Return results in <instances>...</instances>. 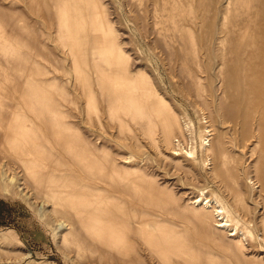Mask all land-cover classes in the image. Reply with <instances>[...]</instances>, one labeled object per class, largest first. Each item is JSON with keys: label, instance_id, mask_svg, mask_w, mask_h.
I'll return each mask as SVG.
<instances>
[{"label": "rangeland", "instance_id": "obj_1", "mask_svg": "<svg viewBox=\"0 0 264 264\" xmlns=\"http://www.w3.org/2000/svg\"><path fill=\"white\" fill-rule=\"evenodd\" d=\"M100 1L118 59L95 55L92 29L74 52L52 1L0 0V264H264V0ZM170 118L195 142L168 136ZM186 138L195 154L174 157ZM46 182L59 201L120 194L170 234L102 245ZM198 198L220 200L229 227Z\"/></svg>", "mask_w": 264, "mask_h": 264}, {"label": "bare ground", "instance_id": "obj_2", "mask_svg": "<svg viewBox=\"0 0 264 264\" xmlns=\"http://www.w3.org/2000/svg\"><path fill=\"white\" fill-rule=\"evenodd\" d=\"M50 1L54 3L55 9L57 10V13L59 15V26L61 28L62 34H66L67 31L69 30L75 31V33H77L76 37L72 39L71 41V46L73 47L74 52L76 48L82 47L79 41L80 38L78 37L80 34L78 33H85L89 29H92L95 31L94 35H96L95 41H94L96 45V48L94 50L95 55L97 57H104L106 59H114V58L118 59V56H115L112 54L114 52V49H113L114 46L111 41V37H109V32H110L109 30L111 26H110V22H108L107 19H105L106 13H104V10H102L101 8L104 5L102 4L100 0H50ZM90 10L91 12L89 13ZM152 13H153L154 18H158L159 10L156 7H154ZM105 34L107 38L105 37ZM161 37H162V41L164 42V44H166V46L170 47L172 45L170 40L166 38L167 36L164 37L163 35H161ZM111 66H114V64H111ZM94 74H96V72ZM100 84H101L102 89L105 91V94L108 95L109 99L115 97V94H114L115 89H113L112 87H109L103 82H100ZM120 97L122 96L118 95V100ZM134 104H135L134 105L135 109H137V113H142V112L144 113V109L142 107V101L140 98H137ZM149 104H148L149 109H152V110L158 109L159 103L151 102ZM124 108L128 113L130 112V110L128 109V105H126ZM134 121H136V119ZM212 125H213V122H212ZM176 128H178L180 132L188 131L189 133H191L190 141L195 142V136L193 135V126L191 125V123H188L186 119L184 123H182V121H180L179 123V121H177L175 118L174 119L170 118L166 122V129L168 130L167 132L168 136H171L172 132L175 131ZM212 136H213L212 130L210 129V127L208 126L205 127L204 136H202V139H201L202 140L201 146H202L203 154H205L204 156L206 157L209 156L211 150H213L216 147V146L213 148L211 147L212 143H211V140H209V138ZM188 140L187 138L184 139L183 144H181L179 140L178 141L176 139L173 140L172 151L174 153L173 154L174 157L181 156L182 152H184L186 155L195 154L194 153L195 151L193 152L192 149L188 151V147L190 145L189 144L190 142L188 143ZM219 144L220 143L218 142V145ZM126 162L129 163L130 161L128 162L126 160ZM73 179H75L77 182L80 181V183H83V178L82 176H80V174H77L75 178ZM77 186L78 185H76V188ZM53 187H54L53 184L46 182L45 190H44L45 192L42 193L43 196L45 197L48 196L49 197L48 201L52 202L55 208H57V206H59L60 203L68 202L69 204L68 209L71 210L73 213L71 218H75L79 224L85 227L86 233L92 238L93 241L99 242L102 245L112 248L114 247V245H110L111 243H113L114 241H117L119 238L120 239L122 237L125 238L126 236H129L132 233L138 234L141 238H144L147 235L148 238L153 239V240L166 237L168 234H170V231L165 227L163 222L159 221L160 216L156 215L154 217H151L146 214H139V213L131 212L128 199L123 198V196H121L120 194L108 195V194H105L106 191H102V192L100 191L101 193H98V192L96 193V191L90 190L91 195H89V193L78 195V194H75V192H73L72 193L73 195H71L70 197L59 201V200L54 199L52 196L48 195L47 193L51 191ZM205 201L202 198H198L196 201L192 203V205L194 206L192 207V209L198 212L205 211V209H209L210 212L209 210L208 211L206 210L207 213L212 212V214L220 218L221 222H219L218 220L216 222L218 223L216 226L218 230L229 227L230 225L229 222H232V221L231 219H229L230 218L229 212L227 211L223 203L220 200L216 199V202H215L216 205L215 207H213V206H210L211 201H207V202ZM202 203L204 205H201ZM212 204L213 203H211V205ZM198 207L200 209H198ZM154 219L158 220V223ZM197 219H199V217ZM98 226H100L101 228ZM235 229H237V226L235 227ZM235 235H236L235 233L234 234L232 233L231 236L233 237Z\"/></svg>", "mask_w": 264, "mask_h": 264}]
</instances>
